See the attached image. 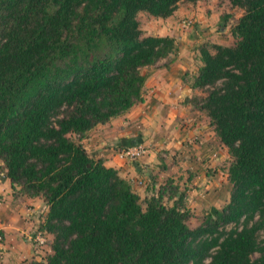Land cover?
<instances>
[{"label": "trees", "instance_id": "obj_1", "mask_svg": "<svg viewBox=\"0 0 264 264\" xmlns=\"http://www.w3.org/2000/svg\"><path fill=\"white\" fill-rule=\"evenodd\" d=\"M184 1L200 0H0V172L43 200L39 232L52 236L29 264H264V0H227L243 10L235 44L198 48L191 88L206 95L190 102L233 159L222 209L191 229L169 182L143 208L81 143L142 100V69L177 53L175 38L143 35L138 14L165 19Z\"/></svg>", "mask_w": 264, "mask_h": 264}, {"label": "rangeland", "instance_id": "obj_2", "mask_svg": "<svg viewBox=\"0 0 264 264\" xmlns=\"http://www.w3.org/2000/svg\"><path fill=\"white\" fill-rule=\"evenodd\" d=\"M243 10L239 8L232 7L227 0H200L196 3L190 2H180L177 10L174 12L172 17L174 18H156L147 13H139L137 20L139 22L140 29L142 30L143 35H152V36H173L177 42L178 52L182 51L187 45L183 47L181 44H191L190 52L198 51V48L204 45L211 44H221L226 46H232L235 44V39L232 36L231 30L232 27L237 23L238 19L242 16ZM222 16L226 17V20H221ZM223 25V26H222ZM180 47V48H179ZM212 52V51H211ZM196 55V54H195ZM197 55L194 62L195 72L198 65ZM173 57L169 56L165 60L168 62ZM169 62V63H171ZM201 63V61H200ZM202 64V63H201ZM154 67V66H153ZM151 67L141 70L142 72H149ZM189 86L191 87L192 82L195 78L194 74L188 73ZM188 82V81H187ZM198 95L194 96L198 100H201L205 95L206 91L196 89ZM147 94V91H144V95ZM128 112V111H127ZM126 113L121 116H118V126L128 125L126 122L130 121L129 118H123ZM201 112V111H200ZM202 115L206 116L203 112ZM117 118V117H116ZM202 118V117H201ZM208 122L206 123L207 128L211 132L210 137H214V127L210 124L209 118L203 117ZM202 118V119H203ZM114 119V118H113ZM138 124L131 129V134L134 137H137L140 134L144 135V132L147 133L144 141H141L145 148V153L140 159L141 161L136 164L139 166L142 164L146 168V173L144 174L145 179L140 186L145 191H148V196L143 194L141 196V203L143 208H145L146 198L149 197L152 193H156L159 189H162L168 182L177 187V193L182 194L183 203L185 208L189 210L191 218L187 222L188 226L191 229H194L201 225L205 219V216L210 212L212 207L217 209H222L229 200L230 184L228 182V169L233 159L229 155L227 148L219 141L215 139L211 146L210 152L207 151L202 153L199 157L196 155L197 149L201 151V140H196L195 142L187 144V149L184 154L189 158L191 163H189L192 170H190V178L187 179L189 175H186L185 178H175L177 174H170V168L177 165L173 161L177 156L176 151L173 148L167 147L171 139L167 138L164 144V147L161 145V139H158L156 130H154V124L151 123L150 130L145 129L140 119L136 121ZM154 127V128H153ZM156 135V136H155ZM216 135V134H215ZM72 139L77 140L78 138L75 135L70 136ZM212 141V140H211ZM198 146V148H195ZM109 148V147H107ZM127 147L122 149H116L114 154L121 161H124L127 166H130L129 161L126 158L121 156V152ZM213 150V152H212ZM173 152V153H170ZM213 161L218 162L217 165H212ZM120 162V161H119ZM122 163V162H121ZM3 168V164L0 162V170ZM188 169L184 170L187 171ZM0 172V177H1ZM126 177H128L126 175ZM174 177V178H173ZM178 177V176H177ZM130 178V177H129ZM133 178V177H132ZM140 178V177H139ZM2 179V178H0ZM128 180V179H126ZM4 181H9L7 178ZM131 182L132 179H129ZM9 192L7 195H0V222L8 226H13L12 224L18 222L22 215L24 218L28 216V213L35 214V218L31 220L32 228L26 229L25 226H22V230L27 231L29 237V245L31 247L32 256L35 257L33 260H46L47 255L50 252V243L52 236L50 234L44 233V238L47 240L45 245L36 246L32 237L36 231H39L40 224L44 221L46 214V205L41 198H38L34 201L36 202H27L28 199H25L18 188H11L10 182H8ZM153 185L154 190L150 189ZM168 186L165 187L167 189ZM153 191V192H152ZM180 195H177L179 197ZM27 200V201H26ZM164 204L167 206H172L174 200L164 199ZM231 228L227 227L229 230ZM11 229V228H10ZM29 230V231H28ZM15 230H12V236H17L18 234L14 233ZM43 233V232H42ZM23 240L26 239V235H20ZM259 238H264V231L259 233ZM12 237L10 241L12 242ZM4 241V236L0 231V242ZM26 242V241H25ZM258 254H254L253 258H257Z\"/></svg>", "mask_w": 264, "mask_h": 264}, {"label": "crops", "instance_id": "obj_3", "mask_svg": "<svg viewBox=\"0 0 264 264\" xmlns=\"http://www.w3.org/2000/svg\"><path fill=\"white\" fill-rule=\"evenodd\" d=\"M170 37L173 36L171 35ZM184 45L188 47L172 55V62L171 60L167 62L165 59H162L147 72L148 76L144 83L142 100L136 103L127 114L123 116V118L130 119L129 122H126L128 125L125 127L124 125L117 127V119L120 117L114 118L109 123L98 125L89 131L81 141L87 152L94 159H101L106 167L117 170L121 177L128 180L132 179V189L140 197L143 194L148 196V191L138 186V181L140 185L145 179L144 174L146 173V168H143L144 166L142 164L139 166L136 165L141 161L140 159L143 156L133 161V163H130V166H127L124 161L119 160L114 154L116 149L120 150L123 147L140 144L141 141L145 140L144 136L147 135L145 132L144 135L140 134L137 137L131 134L130 128L138 124L136 121L140 119L147 130H150V125L153 123L155 127L153 128L156 130L155 133H157L158 139H161V145L163 147V143H165L166 139H171L167 147L173 148L176 151L175 154L177 156L174 158L176 161L173 162L177 165L170 168V174H177L178 177L176 176L175 178L179 179L185 178L186 175H189L186 177L189 179L190 170H192L189 165V163H191L189 158L185 155H181L185 153L188 142L192 143L196 140H201V151L197 149L196 152V155L199 157L202 153L207 151L210 152L212 148L211 143L217 139L215 132L214 137H210L211 132L206 126L208 120L203 118L206 116L202 115V113L194 108L190 102V99L198 95V93L196 89H192L189 86V78L191 77L187 76V74L192 73L195 76L197 75V71L195 72L194 70V62L195 57H197V55L199 56V53L198 51L195 53L189 51L191 44H181L182 47ZM196 66V70L201 66L199 58L198 65ZM142 73L145 74L146 72ZM144 91H147L146 95H144ZM195 148H198V146H195ZM211 164L217 165L218 162L213 161ZM186 169L188 170L184 172ZM126 175L128 177H126ZM8 182L10 181L0 179V195L8 194ZM151 187L153 190V185ZM25 199H28V201L26 200L27 202H36L34 200L38 198L25 197ZM35 216V214L28 213V216L24 218L23 214L22 218H20L18 222L13 223L11 227H7V223L2 224V222H0V231L2 236H4V241L0 242V264H29L35 259V257L32 256V249L28 243V232H23L22 230L23 225L26 229L32 228L31 220L35 218ZM12 230H15L14 233L18 235L12 236ZM23 234L26 235L27 240H25V238L23 240L19 237ZM10 237L13 238L12 242L10 241Z\"/></svg>", "mask_w": 264, "mask_h": 264}, {"label": "built area", "instance_id": "obj_4", "mask_svg": "<svg viewBox=\"0 0 264 264\" xmlns=\"http://www.w3.org/2000/svg\"><path fill=\"white\" fill-rule=\"evenodd\" d=\"M145 153V148L142 144H137V145H133L130 147L125 148L122 152H121V156L126 158L129 161H135L137 159H139L140 157H142ZM1 180H5V175L2 172L1 173ZM140 182L138 181V184ZM44 233L36 231L34 236L31 238L33 243L36 246H42L45 245V243L47 242V240L44 238Z\"/></svg>", "mask_w": 264, "mask_h": 264}]
</instances>
